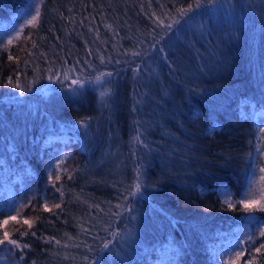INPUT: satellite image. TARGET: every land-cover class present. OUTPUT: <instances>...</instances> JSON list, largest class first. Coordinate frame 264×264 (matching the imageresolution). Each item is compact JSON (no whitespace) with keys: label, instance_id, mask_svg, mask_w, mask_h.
<instances>
[{"label":"trees","instance_id":"1","mask_svg":"<svg viewBox=\"0 0 264 264\" xmlns=\"http://www.w3.org/2000/svg\"><path fill=\"white\" fill-rule=\"evenodd\" d=\"M193 2L43 0L37 26L0 47V222L9 207L26 203L19 224L9 220L5 230L29 245L3 247L8 264H215L213 246L219 250L241 235L238 218L247 214L222 207L220 194L230 188L238 197L244 188L256 119L264 120V0H222L214 13L187 23L185 17L171 30L158 26ZM24 3L0 0V36L3 26L18 25ZM132 51L146 54L132 57ZM99 56L111 62L102 64ZM73 65L72 77L113 76L75 93L70 80L48 79V68L62 73ZM9 78L31 91L21 96ZM85 119L88 126L81 127L77 122ZM59 149L71 158L65 167L72 179L56 182L63 198L48 172ZM137 179L140 190L127 196ZM45 199L61 209L45 211ZM3 231L0 224V236ZM114 231L131 237L114 243L115 251L103 250L102 240ZM247 231L257 238L253 246L242 242L237 264L250 255L264 264V250H254L264 237L255 225Z\"/></svg>","mask_w":264,"mask_h":264},{"label":"snow or ice","instance_id":"2","mask_svg":"<svg viewBox=\"0 0 264 264\" xmlns=\"http://www.w3.org/2000/svg\"><path fill=\"white\" fill-rule=\"evenodd\" d=\"M43 5V0H25V3L22 5L20 9L17 10L19 16L24 19L25 23L23 25H20L18 28L13 26L12 28H8L6 25L3 26V32L4 36L7 37V40L5 42L4 37L0 36V44L3 45L5 49H7L9 46L13 44L14 41H18L21 38V35L24 32L25 27H36L40 18H41V7ZM222 5V0H194L193 3H189L186 7L180 6L176 9V18L172 19L171 23L165 24L163 20L158 19L157 24L158 26H162L167 30H171L174 24H179L181 19H184L187 17V20L185 22L187 23L190 20H195L198 16L206 15L210 12H216L218 10V7ZM83 23V21H81ZM106 27L111 28V25H107ZM14 33V34H13ZM155 42L150 47L152 49H156ZM33 47H36L35 44H33ZM158 52L161 54V56L167 60V53L165 52V49L163 47L158 49ZM91 54V53H90ZM127 50L124 52V55H127ZM143 54H146V51L144 53L140 51H132L131 55L132 57H139ZM31 55V54H30ZM42 56H45V54H41ZM100 62L102 64L106 62H111V58L109 57L106 61L105 57L99 56ZM9 59H13V57H9ZM119 63V61H116ZM77 63H81L80 61H77ZM85 64H87L88 67H93L91 63L85 61ZM25 64H28V61H25ZM47 71L50 73L48 76V79L50 81L54 82H61L62 80H70L71 85H75L76 88H73V92H78L80 89H82L85 84H93L95 83L98 86H102L103 83H107L109 81H106V77H112V72H100L95 77H89V78H82L81 74L80 76L72 77L70 76V73H74L78 71V69L73 65L69 67L68 69L64 70L62 73H56L53 68H48ZM133 73H137L140 71L139 66L132 69ZM35 83V80L33 81ZM8 85L11 86L14 89L19 90V93L21 96L24 95L25 91H31V86L29 85L27 88L22 87L20 82L17 81L16 83H13L12 79L9 78ZM107 91L101 92V97L105 96L107 94ZM81 127H87L88 121L87 119L81 120L77 122ZM261 137H264V128H261L260 130ZM139 143L143 144V141L140 139V134L138 133L137 137L135 138ZM146 146V145H145ZM258 152H264V147H261L258 149ZM67 154L64 156H58L56 158V162L50 165L51 171L49 173V181L52 183V187L55 190L56 193H59V196L63 198L65 195V192L63 190V185L60 187L56 186V182L60 181L62 178V175H68V178L71 180L72 175L71 172L67 167H65V161H66ZM257 164V161H252L250 157V165L251 170L246 176L245 179V186L241 189V192L239 193V196L237 197L234 192L230 188H225L223 192H221L222 199V207H226L230 210H237V207H242L243 211L245 213H253V212H264V189L261 190V194L259 198L256 197V190L253 189V183H254V177L257 174V168L254 166ZM137 173V177L139 178L140 175H142L141 172V166H138L135 169ZM259 172L264 173V167L259 168ZM261 180H264V176L260 177ZM131 188H135L137 191L141 188V183L139 179H137V182L130 186V188L127 190V196L135 195V192L131 191ZM127 196L124 197V199H127ZM31 203V200L28 201V204ZM27 207V204L21 203L18 206L13 205L7 209V213H9L8 217L2 221L3 226H7L9 224V220L17 221V224H19V220H17V216L20 214L23 208ZM42 207L45 211L52 212L53 209H61V203H55L53 202L51 207L49 206V201L47 199L44 200ZM96 207H99L98 205ZM117 208L124 207L122 204L116 205ZM12 211H16V215H11L10 213ZM5 215V212L0 211V216ZM113 215L119 216L120 213H113ZM241 228L239 229L241 235L237 236L235 241H233L231 244L216 250L215 246H213L212 249V259L215 261V264H237V261L239 257H241L244 254V251L246 249L241 247L242 242L248 243L250 246H253L256 240V236L252 235L251 232L247 231L250 225H255L256 231L258 232L259 237H264V218L257 217L255 215H246L244 217L238 218ZM23 224L27 225L29 229L32 227V222H30L28 219L23 220ZM82 227V226H81ZM16 231H19V228L16 229ZM82 231H90L87 229H83ZM27 232H20L21 236L27 235ZM31 235L35 236L36 233L32 232ZM112 239H103L101 248L103 250H111L115 251L112 247L114 243H127L129 238L131 237V233H128L126 235H122L120 231H114L109 234ZM69 239H72L69 237ZM95 239V238H94ZM48 243H55L56 245H60L61 241L58 239H55V237H49L47 238ZM11 246L9 248V251L12 249H26L29 247L28 244H21L18 239H13L12 235L8 230H4L2 233V236H0V247H7ZM67 246V245H65ZM79 245H77L78 247ZM89 248V251H92L91 245H87ZM256 253H261L262 250H264V243H261L259 247H255ZM233 254H235V258H233ZM225 255L228 257L227 260L224 259ZM22 258V257H21ZM85 261H87L89 258L87 256L83 257ZM256 260V257L250 255V259L245 262V264H254ZM93 264H95V260L93 261Z\"/></svg>","mask_w":264,"mask_h":264},{"label":"rangeland","instance_id":"3","mask_svg":"<svg viewBox=\"0 0 264 264\" xmlns=\"http://www.w3.org/2000/svg\"><path fill=\"white\" fill-rule=\"evenodd\" d=\"M24 23H25L24 19L21 18L20 21L18 22V25L16 27L18 28L20 25H23ZM4 40L6 42V40H7V37L6 36L4 37ZM0 47L3 50H6L3 47V45H1ZM256 120H257V124H258V130L256 131V134H255L256 141H254L255 143L253 145L254 149L252 151V154H253L252 157H253V161H257V164L254 165L257 168V174L254 177L253 189L256 190V197L255 198H259V196L261 194V190L263 189L262 188V186H263L262 183L264 181V180H261L260 179L261 176H264V173L259 172V168L260 167H264V152H258V149H260L261 147H264V137H261V134H260V131L259 130L261 128H264V122H263L264 120L260 119L259 117H257ZM65 154H67V157L66 158L71 159L69 157V155H68V151H64L63 149H59V151L57 152V154L55 156H57V157L58 156H64ZM55 162H56V160H55ZM55 162H53V163H55ZM68 163L70 164V160L68 161ZM251 166H253V165H251ZM50 169L48 171L49 173H50ZM221 199H223V198L221 197ZM0 203H1V201H0ZM24 204H26V203H24ZM238 207H240V206H238ZM240 210H243L242 207H240ZM256 213H259V211L253 212V213H246V214L247 215H255ZM0 224H1L2 229H4V230L7 229V226H3L2 222H0ZM0 254H1V256H0V264H8L7 263V255H6V252H5V250H4L3 247L2 248L0 247ZM227 258L228 257L225 255L224 259L227 260ZM233 258H235V254H233ZM214 263H215V261H214ZM157 264H165V263H163L162 260H159ZM167 264H172V263L168 260Z\"/></svg>","mask_w":264,"mask_h":264}]
</instances>
